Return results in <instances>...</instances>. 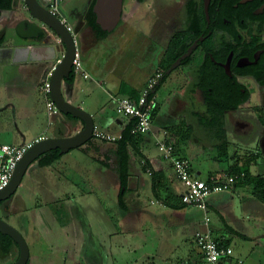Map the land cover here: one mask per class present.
I'll return each instance as SVG.
<instances>
[{
  "label": "crops",
  "instance_id": "obj_1",
  "mask_svg": "<svg viewBox=\"0 0 264 264\" xmlns=\"http://www.w3.org/2000/svg\"><path fill=\"white\" fill-rule=\"evenodd\" d=\"M18 5L21 7L11 10L3 9L2 15H0V31L6 22V16L10 15L13 17L9 23L13 26L9 30L10 32L7 33L4 30L0 32V85H5L7 89V95L3 97V99H7L5 100L7 103L5 107L13 109L16 114H19L21 111V119H29L39 127L37 130H32L29 124H25V126L18 127V130L9 129L7 140L12 141L14 139L17 142L8 143L21 144L37 136L48 137L74 134L84 127L85 121L82 118L60 111L54 115L48 113L50 116L48 117L49 121L45 124L44 119L47 118L39 108L37 100L34 99L37 87L43 85L52 65L63 57L66 45L52 28L40 22L41 27L45 31L39 37L31 38L23 35L21 31H29L31 25L28 23L29 21H33V19L26 18V16L29 17V13L25 0L24 3L19 0ZM67 14L65 12V17L73 25L74 22L67 17ZM17 20H21V22L15 24ZM24 20L27 21L23 23ZM17 27H20L21 31ZM83 27H88L86 20L83 23ZM110 32L108 31V34ZM106 37L108 35L80 38L79 48L82 54L83 71L88 73V76L74 70L73 80L65 79L62 88L64 96L69 101L91 113L95 126L98 129L106 133L121 135L131 122L134 123V118L118 110L115 96H130L131 89H136V97L132 98H139L145 90L149 78L156 71L163 70V67L159 65L154 72L147 76L143 86L138 88L120 76L114 75L115 70L108 65V61H105L104 55H101L103 54L102 50L105 46H103V43ZM86 41L89 42L88 45ZM96 50H101L102 52L99 53ZM89 60H91L93 66L96 68V76L89 68ZM193 62L192 60L189 64L183 65L185 67L188 66L186 72L183 71L186 74L179 69L181 74L177 78H186V85L184 84L182 87L180 85L167 97L168 103L171 104L167 114L172 115L173 118H170V121L165 124H155L157 116L163 110L162 102L158 100L157 94L164 81L167 80L172 72L165 80L158 82L157 87L152 90L153 96L156 99L155 107L158 105L160 108L157 114L153 116L152 129L149 132L142 133L135 139L136 146L132 144L128 146L127 150L130 154V160L127 166L128 178L126 184L122 183L120 174L115 168L117 156L122 153L118 141L102 140L94 136L84 144L64 152L61 158L56 159L49 165H41L39 159L35 160L30 165L29 172H33L37 177L42 179L39 181H44L49 176L47 169L52 167L55 173H57L55 176L57 181L60 178L59 171L68 168L78 173L82 180L89 179L94 172L98 173L100 177L105 176V180H107L108 170L113 169L119 174L120 190L117 192L116 199L119 211L123 212V203L125 201L128 202L126 194L131 192L135 194L130 202L135 205L134 210H136V213L134 214L135 211L133 209L131 211L137 217L144 211L140 206V195L145 191L143 190V181L145 180L142 179V176L148 179L145 181L147 182L146 188L154 194L152 190L151 170L143 167L144 160L141 154H144L150 159L154 167L165 172L167 178L165 179L169 187L163 190L161 197L159 196L160 198L154 194L162 206L149 213L152 222L157 218H163L165 221L166 228L162 234L163 248L147 252V260L145 261L158 263L156 260L161 259L165 261V264H206L204 251L197 244L195 238L193 241L196 247H187L181 250L182 246L179 242L177 243L174 235H178L183 230L187 235L191 234L194 237L197 230L206 227L205 219L209 215L211 217L210 227L213 234L219 239L222 246L232 249V253L227 257L225 264H238L239 260L242 261V264H264V198H260L255 194L252 184L247 183L243 176L238 178L234 187L227 190L229 193L210 197L208 199V210H205V215L200 219H196L187 211L188 206L191 204L180 207L183 204L181 195L184 190V184L176 177L171 161L164 159L161 152H157L158 140L154 146L156 151L150 152L147 149H150L152 146L151 137H157L158 133L164 130V132L168 131L165 132L166 138L170 137L175 142L176 152L184 157H188L191 163L193 157L205 159L207 151L211 152V162L208 166L203 163L204 161L199 162L198 166L192 165L194 173L200 178H207L212 173L221 174L226 171L230 172L233 169H239L251 175L264 176V123L259 118L260 110L257 102L252 103L255 96L253 95L251 100L239 105L241 118L232 114L229 119H212V114L209 112L208 107L204 103L198 104L196 102L199 90L197 89V84L192 82L191 79L193 76L191 72L193 66L190 67V65ZM98 75L106 77L109 80L110 88L104 87L101 89L103 82L98 78ZM16 94L22 99V102L17 99ZM104 94L107 96L109 94L113 104L106 103ZM47 97L46 95V102ZM252 104L256 105L255 108H253ZM15 119L17 118L15 117ZM48 128L53 130V133L50 135L45 132ZM195 133H198L200 137H197ZM224 134H226L227 138L226 144L223 142ZM204 140L209 141L210 144H203ZM75 150H79V153L73 155L72 153ZM85 156L94 159L99 165L96 167L92 164L91 159L89 160ZM223 159H226V164L220 165L219 161ZM60 162H64L65 164L57 165ZM205 167L208 169L207 172L204 170L206 169ZM146 171L149 173L145 175ZM47 179L50 178H46V181ZM73 181L77 182L76 180ZM239 181L244 182V184H239ZM56 183L54 182L55 186ZM239 187H242L246 191H241ZM66 198L68 199L67 204L74 203L73 198ZM9 199L11 201L18 199V203L23 200L13 195ZM76 202L77 205L81 206L83 213L86 215V210L88 209L84 207V201ZM18 203L13 217H15V221L19 223V226H25L24 229H28V235H30L35 245L37 240L32 229L33 226H36L38 218L37 216L30 217V215H26L23 202L20 205ZM174 204L180 206H175ZM7 206L6 208H2L1 205L0 213L6 220H12V216L10 217L5 212L8 208ZM64 209L66 210V208ZM20 215L27 221L18 220ZM112 234L110 232L106 236ZM92 235L98 237L99 247L101 249L104 248L102 252H104V263H106L108 258L106 242L102 240L100 235ZM178 250L184 252L185 255L175 259L174 253ZM39 251V248L38 250L36 249V252L32 256L37 260L39 259L40 262L38 261V263L40 264L42 258L41 252L38 253ZM52 251H54L53 247ZM19 254V246L14 242L9 252L4 253L0 249V262L15 261ZM48 262L43 263L47 264Z\"/></svg>",
  "mask_w": 264,
  "mask_h": 264
},
{
  "label": "rangeland",
  "instance_id": "obj_2",
  "mask_svg": "<svg viewBox=\"0 0 264 264\" xmlns=\"http://www.w3.org/2000/svg\"><path fill=\"white\" fill-rule=\"evenodd\" d=\"M91 1L92 0H69V3L74 5L75 12L71 20L74 22L73 27L78 42H81L79 38V36H81V31L83 32L81 37L83 39L86 37H99L98 31L91 25L83 27L85 9H87ZM21 2L24 3V0H21ZM173 4L174 0H146L142 4L138 3L136 0H128L125 7L128 15L127 21L115 27V29L108 34V37L104 38L103 43V46H105L102 50L103 54L101 55H104L105 61H108V65L115 70L113 73L114 75L120 76L122 79L131 82L138 88L143 86L147 76L154 72L159 66L160 59L165 53L169 37L174 30L179 27L178 24L180 22L177 18L178 16L177 14H173L172 11L173 8L176 7V5ZM163 9L167 11V15L165 14V16L161 15ZM134 11H136L135 14L133 13ZM157 11L158 15L154 13H157ZM60 14V17H63L62 13ZM156 18L161 19V23L158 29H155L157 33L155 35L157 37L154 41L150 42L148 38L153 29L152 25L154 19ZM86 44L88 45L89 42L86 41ZM96 51L99 53L102 52L101 50ZM88 64H90L89 68L96 76V68L93 66L91 60L88 61ZM186 68H188V66H180L174 69L158 90L157 98L162 102L163 110L157 116L156 125H161V123L165 124L170 121V118H173L172 115L167 114L171 107V104L167 101V97L180 85V87H182L186 83V78H177V76H180L181 71L186 72ZM179 69L181 71H179ZM98 78L103 82L101 84V89L104 87L110 88L109 80L106 77L98 75ZM6 90L5 85L1 84L0 142H17L14 141V139H12V141L7 140L9 129L18 130V127L29 124L32 130H37L39 126L33 124L29 119H21V111L19 114H16L13 109L5 107L7 106L5 101L7 99H3V97L7 95ZM15 96L22 102V99L17 94ZM108 96L104 94V99H106V103L111 104V97ZM34 99L37 100L39 108L47 118L44 119L46 124L50 116L47 110L46 95L44 90L41 89V86L37 87ZM15 117L17 119H15ZM45 132L50 135L53 133V130L48 128ZM195 135L200 137L198 133H195ZM151 138L152 146L150 149H147L150 150V152H154V150L156 151L154 147L155 142L159 139H165L166 134L164 130H162L158 133L157 137ZM206 143L210 144L209 141L204 140L203 144ZM203 144L201 143V145ZM156 148L157 152H160L158 145ZM78 151L79 150H75L72 154L76 155L79 153ZM210 153L211 152L207 151L205 159L193 157L192 165L198 166L199 162L204 161L203 163L208 166L211 162ZM85 158L91 159L92 164L96 167L99 165L98 162L89 156H85ZM219 163L220 165H225L226 159L219 161ZM59 164L65 163H57V165ZM205 168L204 170L207 172L208 169L207 167ZM29 171L30 168L25 173L17 191L13 195L23 200L18 203V199L11 201V199L8 198L9 200L2 204V208H6L8 205L5 212L10 217L12 216V220L8 221L20 229L21 232L24 233V236H26L30 245V264H39L38 261L40 262L39 259L37 260L32 256L38 248L40 250L38 253L41 252L42 258L40 264H44L43 262L47 261H49L47 264H134L147 260V252L163 248L162 234L166 228L165 221L163 218H157L152 222L149 216L150 211L162 205L157 201L152 191L146 188L147 182L145 181L148 180L147 178H143L142 176V179L145 180L143 181V190L145 191L142 190L143 193L140 195V206L144 211L140 216L136 217V215H134L136 213V210H134L135 205L130 202L131 198L135 195L134 193L128 192L126 194L129 203L125 201L123 203V212L121 213V211H119L118 203H116L117 192L120 190L119 174L113 169L108 170L106 176L107 180H105V176L100 177L96 172H94L89 179L82 180L78 173L65 168L59 171L60 178L56 181L55 176L57 173L50 167L47 169V174L49 176L46 177L50 179L46 181V178H43L44 181H39L42 179ZM148 173L149 172L146 171L145 175ZM54 182H57L56 186L58 187L55 186ZM239 184H244V182L239 181ZM239 189L241 191H246L242 187H239ZM227 193H229L227 190L213 192L208 195L207 199L212 196ZM66 197L73 198L74 203L67 204L68 199ZM76 201H84L83 205L88 209L86 210V215L83 213L81 206L77 205ZM22 202L24 204L25 214L30 215V217L37 216L38 218L36 226H33L32 229L37 240L35 245L30 235H28V229H24L25 226H19V223L15 221V217H13L15 208L18 207L17 203L20 205ZM64 208H66V210ZM131 209L135 211L134 214ZM187 211L196 219H200L205 215V210L201 206L195 204L189 205ZM23 218L24 217L20 215L18 220L27 221ZM110 232L113 234L106 236V234ZM91 233L98 234L103 241L105 240L108 253L106 263H104V252H102L104 248L101 249L99 247L98 237L93 236ZM174 236L177 243L179 242V244H181V250L187 247H196L193 241L195 236L193 237L191 234L187 235L183 230L178 235ZM52 247L54 251H52ZM184 255V252L178 250L175 251L174 258L176 259ZM156 261L158 264H165V261L161 259H157Z\"/></svg>",
  "mask_w": 264,
  "mask_h": 264
},
{
  "label": "flooded vegetation",
  "instance_id": "obj_3",
  "mask_svg": "<svg viewBox=\"0 0 264 264\" xmlns=\"http://www.w3.org/2000/svg\"><path fill=\"white\" fill-rule=\"evenodd\" d=\"M43 1L49 9L52 5H57L60 13H68L69 19L75 12L74 5L69 0ZM136 1L142 4L146 0ZM18 2L19 0H13L12 8L7 9L21 7ZM93 2L94 0L84 11L87 25H90V7ZM127 2L128 0H124L119 24L127 21ZM174 4L176 7L172 11L177 14L180 23L172 35L181 27H191L195 37L188 47L198 41L191 55L176 67L194 61L191 79L199 90L196 102L208 107L212 119H229L232 114L241 118L239 105L251 100L254 95L252 103L257 102L259 118L264 119V0H174ZM28 13L29 17L26 18L33 19L29 11ZM154 13L158 15V11ZM165 14L167 15V11L163 9L161 15ZM12 18L10 15L6 16L1 31L10 32L13 27L9 24ZM21 20H17L15 24H19ZM160 23L161 19H154L148 38L150 42L157 37L155 29H158ZM80 35L79 38L83 35L82 31ZM252 106L255 108L256 105Z\"/></svg>",
  "mask_w": 264,
  "mask_h": 264
},
{
  "label": "built area",
  "instance_id": "obj_4",
  "mask_svg": "<svg viewBox=\"0 0 264 264\" xmlns=\"http://www.w3.org/2000/svg\"><path fill=\"white\" fill-rule=\"evenodd\" d=\"M50 10L54 14H60L57 5H52ZM61 18L68 29L74 33L77 43L75 58L73 60V70L82 72L85 76H88V73L83 71L82 54L74 27L68 22L65 16ZM62 58L63 57L58 59L57 62L52 65L47 79L41 86L48 96L47 110L50 115H54L61 111L51 97V76ZM163 72L162 69L158 70L149 78L145 90L138 99H134L129 95L115 96L118 110L134 118L132 132L135 134L146 133L152 129L156 99L154 96L150 97L149 95L150 91L156 87L163 76ZM93 136L107 141H115L121 137V135L106 133L96 126ZM44 137L46 136H37L21 144L0 142V190L9 185L19 161L23 158L28 149ZM157 144L162 157L171 161L176 177L184 184V190L181 195L184 203L196 204L201 206L204 210H208V195L213 192L230 190L234 187L237 175L228 171L221 174L212 173L207 178L198 177L192 169L191 160L176 152V144L170 137L159 139ZM210 219L211 217L207 215L205 219L206 227L196 231L195 240L204 251L206 264H225L227 257L232 253V249L220 244L219 239L216 238L212 232ZM238 264H242V261L239 260Z\"/></svg>",
  "mask_w": 264,
  "mask_h": 264
},
{
  "label": "water",
  "instance_id": "obj_5",
  "mask_svg": "<svg viewBox=\"0 0 264 264\" xmlns=\"http://www.w3.org/2000/svg\"><path fill=\"white\" fill-rule=\"evenodd\" d=\"M25 5L32 15L33 21H29L28 24H30L31 27L27 33H23L20 30V27H17L23 35L31 38L39 37L40 34L45 31V29L40 25V23H43L47 27L52 28L65 43L66 51L64 56L51 76V97L61 111L82 118L85 121V125L74 134L64 136H46L29 148L23 158L19 161L9 185L0 190V207L3 201L14 195L28 168L35 160H37V158H39V156L56 148H60L61 152L64 153L72 148L78 147L93 137L95 128V121L91 113L69 101L63 93V81L65 79H69L73 71V60L75 58L77 48L74 33L68 29L67 25L59 15L52 13L43 0H25ZM93 10L96 13V20L101 25L102 29L105 31H112L122 18L124 0H95ZM62 15L65 16V13H62ZM25 21L27 20H24L23 23ZM197 45L198 41L196 40L188 47L185 53L180 55L168 67L166 73L169 74L178 65H180L185 58L190 56ZM0 231L11 235L20 249V254L15 261L0 262V264H27L30 258V247L28 241L16 226L12 225L8 220L2 217L1 213ZM134 264L158 263L153 261H143Z\"/></svg>",
  "mask_w": 264,
  "mask_h": 264
},
{
  "label": "trees",
  "instance_id": "obj_6",
  "mask_svg": "<svg viewBox=\"0 0 264 264\" xmlns=\"http://www.w3.org/2000/svg\"><path fill=\"white\" fill-rule=\"evenodd\" d=\"M95 2V0H94ZM93 4L90 7V25L96 29L99 34H101L102 36H107L108 35V31H105L102 29L101 25L97 22L96 20V13L93 10ZM13 6V0H0V14L2 13L3 9H7V8H12ZM195 37V32L193 28H180L178 29L170 38V40L167 42V47L165 50V53L162 55L161 59H160V63L159 65L163 67V76L160 79V82H162L163 80H165L168 76V74L166 73V70L168 69V67L171 65V63H173L182 53L183 51L186 50V48L188 47L189 43L193 40V38ZM188 61V59H187ZM186 61V62H187ZM73 76H74V70L72 71L71 77L69 78L70 81L73 80ZM157 87V85H156ZM136 93L137 90L131 89V97H136ZM154 93L151 90L150 91V97L153 96ZM138 99V98H137ZM160 106H156L154 108V112H153V116H155L157 114V112L159 111ZM264 123V119H261ZM134 123L131 122L126 129L123 131V133L121 134V137L119 139H117L118 141V145L119 148H121L122 153L118 154L117 156V165L115 166V168L117 169V171L120 174L122 183L126 184V180L128 178V173H127V166H128V162L130 160V154L128 152V146L129 145H134L136 146V138L138 136H140L141 134H135L132 132V127H133ZM224 139L223 142L226 144L227 142V138H226V134L223 135ZM224 144V145H225ZM137 148V147H135ZM137 150H139L137 148ZM63 152H61L60 148H56V149H52L44 154H42L41 156H39V163L41 165H49L51 164L53 161H55L58 158H61L63 156ZM142 158L144 160L143 163V167L145 169H150L151 170V174H152V190L154 192V194L156 196H160L163 192V190L168 189V182L166 181V175L165 172H163L161 169H157L156 167H154L151 162L150 159L144 155L141 154ZM246 171H248L246 169ZM234 173L237 175V179L242 177L245 179V181L249 184L253 185L254 188V192L256 195H258L260 198H264V176L261 175H251L250 173H246L244 171H240L239 169H233L230 171V173ZM166 178V179H165ZM236 179V182H237ZM159 197V198H160ZM4 202V201H3ZM2 202V203H3ZM187 203H184L180 206L177 204H174L175 206H180V207H184ZM15 242V240L13 239V237L9 234L6 233H2L0 231V249L2 252L6 253L9 252L11 250V246L12 244ZM30 264V259L28 260V263Z\"/></svg>",
  "mask_w": 264,
  "mask_h": 264
}]
</instances>
